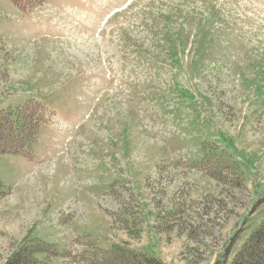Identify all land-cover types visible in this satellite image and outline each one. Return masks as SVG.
Wrapping results in <instances>:
<instances>
[{
    "label": "rangeland",
    "instance_id": "rangeland-1",
    "mask_svg": "<svg viewBox=\"0 0 264 264\" xmlns=\"http://www.w3.org/2000/svg\"><path fill=\"white\" fill-rule=\"evenodd\" d=\"M15 1L0 109L33 99L49 122L0 155V264L27 239L50 264L232 257L264 220V0ZM210 152L232 160L222 180L193 164Z\"/></svg>",
    "mask_w": 264,
    "mask_h": 264
},
{
    "label": "trees",
    "instance_id": "trees-1",
    "mask_svg": "<svg viewBox=\"0 0 264 264\" xmlns=\"http://www.w3.org/2000/svg\"><path fill=\"white\" fill-rule=\"evenodd\" d=\"M24 1L25 4H20L17 1L15 3H18L17 6L20 9L31 11L34 5L30 0ZM48 116L49 113L44 104L33 99H29L15 107L1 108L0 155H30L34 143L38 141L40 130L49 122ZM210 153L203 157L202 162L198 161L193 164L203 167L213 178L222 180V165L225 169L231 168L232 160L227 159L224 152L221 154ZM3 188L0 181V198L6 195ZM48 246L59 253L53 244L46 245L41 241H36V244H34L32 239H27V241L20 244L18 250L4 264H50L46 259L39 258L42 253L46 256L49 255L46 253ZM230 251H232L231 246L224 255L217 259L215 264H264V220L249 233L242 245L234 252V255L232 254V257H230ZM66 253L70 255V252L66 251L64 254ZM96 254H101L102 257L91 258L88 264H164L156 256L149 255L146 252H136L121 246H116L110 251L101 250V252L94 255ZM84 259L85 257L80 260L83 262Z\"/></svg>",
    "mask_w": 264,
    "mask_h": 264
}]
</instances>
